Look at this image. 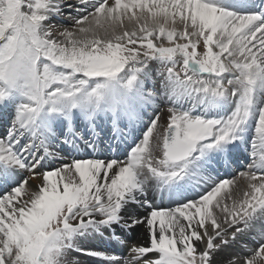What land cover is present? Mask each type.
Here are the masks:
<instances>
[{
  "label": "snow or ice",
  "instance_id": "obj_1",
  "mask_svg": "<svg viewBox=\"0 0 264 264\" xmlns=\"http://www.w3.org/2000/svg\"><path fill=\"white\" fill-rule=\"evenodd\" d=\"M73 251L264 264V0H0V264Z\"/></svg>",
  "mask_w": 264,
  "mask_h": 264
},
{
  "label": "rangeland",
  "instance_id": "obj_2",
  "mask_svg": "<svg viewBox=\"0 0 264 264\" xmlns=\"http://www.w3.org/2000/svg\"><path fill=\"white\" fill-rule=\"evenodd\" d=\"M165 122H166V116L161 119L162 124H165ZM72 254L73 253L71 252L66 254V257H65L66 264H80L81 262H83L82 258L80 259V257H78L77 255L73 256Z\"/></svg>",
  "mask_w": 264,
  "mask_h": 264
},
{
  "label": "bare ground",
  "instance_id": "obj_3",
  "mask_svg": "<svg viewBox=\"0 0 264 264\" xmlns=\"http://www.w3.org/2000/svg\"><path fill=\"white\" fill-rule=\"evenodd\" d=\"M35 184H36V181L35 180H33L32 181V185H33V187H35ZM138 228V227H137ZM136 232H138V233H142L143 232V229L142 230H138V229H136ZM91 243H93L92 241H87V242H84V244H83V246H85V247H89V246H93V244H91ZM96 249H97V247H96Z\"/></svg>",
  "mask_w": 264,
  "mask_h": 264
}]
</instances>
